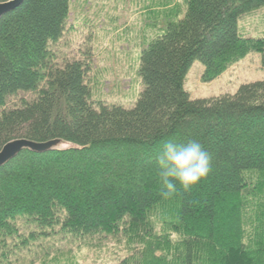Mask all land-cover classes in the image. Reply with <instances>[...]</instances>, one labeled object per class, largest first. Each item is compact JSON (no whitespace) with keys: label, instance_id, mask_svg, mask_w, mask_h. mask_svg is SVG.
<instances>
[{"label":"trees","instance_id":"trees-1","mask_svg":"<svg viewBox=\"0 0 264 264\" xmlns=\"http://www.w3.org/2000/svg\"><path fill=\"white\" fill-rule=\"evenodd\" d=\"M70 1L23 0L0 19V149L15 139L70 146L24 149L0 168V264L19 222L33 227L20 245L49 231L120 236L119 264H264V80L208 99L183 88L195 61L204 82L248 53L264 66V38L238 27L264 0H183L182 12H164L140 48L143 89L129 109L91 101L82 61L54 62ZM21 94L33 97L7 109ZM169 138L200 141L212 170L164 200L154 159Z\"/></svg>","mask_w":264,"mask_h":264},{"label":"rangeland","instance_id":"rangeland-1","mask_svg":"<svg viewBox=\"0 0 264 264\" xmlns=\"http://www.w3.org/2000/svg\"><path fill=\"white\" fill-rule=\"evenodd\" d=\"M183 3V0H71L64 32L49 47L53 60L57 65L68 60L85 64V82L92 102L132 108L143 89L138 74L140 48L161 27L164 12H182ZM238 27L244 37L264 38V9L241 18ZM261 58L255 52L248 53L228 63L209 82L203 81V66L195 61L188 69L183 88L193 100L233 94L242 84L264 80ZM32 97L33 94H21L8 101L6 108L17 107L20 100L29 101ZM68 147L64 143L60 146ZM32 228L18 223V237L8 245V264H119L127 254L123 239L112 235L79 240L49 231L46 237L38 235L20 245Z\"/></svg>","mask_w":264,"mask_h":264},{"label":"clouds","instance_id":"clouds-1","mask_svg":"<svg viewBox=\"0 0 264 264\" xmlns=\"http://www.w3.org/2000/svg\"><path fill=\"white\" fill-rule=\"evenodd\" d=\"M154 164L159 194L168 200L179 189L188 191L208 177L212 170V155L196 139L181 142L169 138L163 141Z\"/></svg>","mask_w":264,"mask_h":264},{"label":"water","instance_id":"water-1","mask_svg":"<svg viewBox=\"0 0 264 264\" xmlns=\"http://www.w3.org/2000/svg\"><path fill=\"white\" fill-rule=\"evenodd\" d=\"M22 2L23 0H9L0 3V19L6 13L16 9ZM62 144V141L58 139L46 142H33L27 139L9 141L0 149V168L15 158L24 149L34 153H45L54 149H59Z\"/></svg>","mask_w":264,"mask_h":264}]
</instances>
